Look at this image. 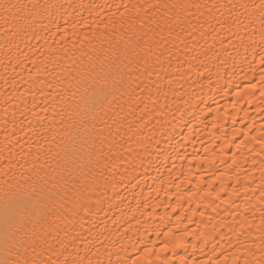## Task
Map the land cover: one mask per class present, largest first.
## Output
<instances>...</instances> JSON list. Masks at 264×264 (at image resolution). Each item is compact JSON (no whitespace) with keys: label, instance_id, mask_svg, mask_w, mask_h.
I'll use <instances>...</instances> for the list:
<instances>
[{"label":"bare ground","instance_id":"1","mask_svg":"<svg viewBox=\"0 0 264 264\" xmlns=\"http://www.w3.org/2000/svg\"><path fill=\"white\" fill-rule=\"evenodd\" d=\"M6 2L27 7L23 19L0 18V225L5 179L28 188L33 158L63 134L54 112L74 102L80 156L93 155L78 173L91 214L60 208L58 197L47 208L68 243L61 262L264 264L260 0ZM117 57L139 65L135 83L93 121L81 100L93 88L74 77Z\"/></svg>","mask_w":264,"mask_h":264},{"label":"snow or ice","instance_id":"2","mask_svg":"<svg viewBox=\"0 0 264 264\" xmlns=\"http://www.w3.org/2000/svg\"><path fill=\"white\" fill-rule=\"evenodd\" d=\"M26 7L22 3L0 0V12H2L0 18L5 23L23 19L20 13L24 12ZM32 7H36V5H32ZM152 7L153 9L167 10L169 7L186 8L188 6L184 4H155ZM193 7L199 9L201 6L197 4ZM253 7L258 9L261 16L264 17V0H260V3ZM167 26L170 27V25ZM13 27L16 31L26 30L24 25L14 24ZM262 28H264V24H262ZM262 38H264V33H262ZM136 43L139 45L140 41H136ZM207 51L205 50V55H207ZM158 59L159 57H157ZM261 62L264 63V55L261 56ZM144 64V72L148 73L147 60L144 61ZM138 71L139 65L134 61H129L127 57L123 60L117 57L107 60L101 58L99 67H93L87 71L83 79L77 74L74 79L79 82L81 87L90 85L93 88L90 98L81 97L86 105L84 114L89 115L93 121L102 112L106 115L105 106H110L118 93L123 95L131 88V85L135 83L131 73ZM261 79L264 80V76ZM173 82L172 79L167 81L169 86ZM250 87L254 88L255 85H250ZM145 90L149 89L146 87ZM78 91L79 89L71 93L70 101ZM261 94L264 95V92ZM164 95L167 97V92ZM149 99H151L150 96ZM54 116L60 120L63 134L57 133L60 135V141L55 144L54 148H47L43 151V156L37 153L33 158L27 169L29 173L27 179H24L23 175L21 177L28 188H24L20 181L10 183L12 177L5 173L8 178L4 181L7 191L4 193L6 198L3 201L2 225H0V237H2L0 246L3 248V252L0 254V264H78L75 260L70 262L67 257L62 262L59 260V255H63L67 250L68 243L59 239V225L56 221L48 220L47 208L58 197L62 202L59 205L60 208H64V204L71 202L72 211L77 215L79 212L91 214V206L85 203V193L88 191L85 185L89 183L88 177L78 175V173H83L88 166L80 163V159L83 158L91 163L93 155L80 156V149L84 145L79 139L81 131L78 125L82 126L81 121L77 119L81 116L79 105L70 102L67 109L62 107L59 112H54ZM93 128L95 129V124H93ZM30 130L36 131L31 126ZM85 131L87 130L85 129ZM97 131L103 133L102 128ZM52 139L55 140V137ZM91 143L94 144V141ZM78 144H80V148L77 147ZM236 147L239 149L240 145ZM49 158L55 166L48 163ZM88 175L91 176V173ZM33 180L36 181V184L31 183ZM92 182L95 183V178ZM37 185L39 191H37ZM10 193L13 195L10 196ZM233 194H235V190ZM77 206L79 212H77ZM80 219L82 221L83 217L81 216ZM261 224L264 225V219L261 220ZM53 231H55V235H53ZM68 234V231L65 230V237ZM53 257L57 258L53 259ZM89 264H91L90 261ZM245 264H248V261H245Z\"/></svg>","mask_w":264,"mask_h":264}]
</instances>
